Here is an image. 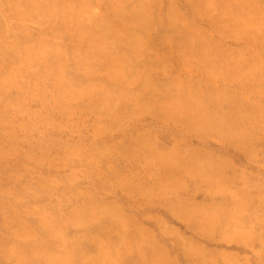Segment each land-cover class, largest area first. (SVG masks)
<instances>
[{
	"label": "rangeland",
	"instance_id": "obj_1",
	"mask_svg": "<svg viewBox=\"0 0 264 264\" xmlns=\"http://www.w3.org/2000/svg\"><path fill=\"white\" fill-rule=\"evenodd\" d=\"M0 264H264V0H0Z\"/></svg>",
	"mask_w": 264,
	"mask_h": 264
}]
</instances>
